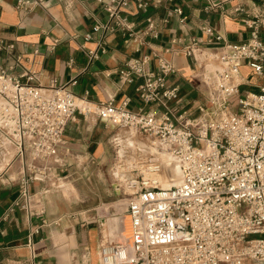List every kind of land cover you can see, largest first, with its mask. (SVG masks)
<instances>
[{
    "label": "built area",
    "instance_id": "obj_1",
    "mask_svg": "<svg viewBox=\"0 0 264 264\" xmlns=\"http://www.w3.org/2000/svg\"><path fill=\"white\" fill-rule=\"evenodd\" d=\"M160 2L135 0V7L146 11ZM33 3L43 1L18 0L17 8L26 10ZM129 4L111 0L106 6L109 23L98 24L94 31H120L139 52L143 36L155 26L149 20L146 31L135 32L122 16ZM174 13L187 20L180 8ZM249 27L252 36L243 43H222L214 29L205 27L212 37L209 46L199 38L185 43L173 39L164 49L193 59L192 76L205 92L195 111L179 109L180 88L169 82L177 69L154 48L130 58L118 71L123 85L139 82L136 92L148 109L138 112L127 108L129 98L120 105L114 99L93 103L76 97L70 88L76 81L61 84L52 79L46 87L36 86L30 83L35 73L22 82L1 67L0 160L10 157L6 166L15 159L22 163L17 196L4 218L17 210L28 217L45 214L47 189H60L69 176L66 127L78 115H95L117 129L134 131L154 151L131 166L119 163L122 178L114 191L123 196L120 202L131 220L132 238L105 237L97 264H264V82L256 85L258 91L241 90L251 84V77L264 78V41L259 37L264 20ZM13 48L0 40V52ZM88 54L90 60L97 57L93 51ZM172 170H179L180 180L164 187L160 178ZM167 179L173 180L170 174ZM35 183L43 185L38 192L31 189ZM104 206L69 218L82 227L100 223ZM53 224L43 219L40 227ZM40 227L27 237L32 259L37 257L34 237ZM81 258L82 264H93L88 248Z\"/></svg>",
    "mask_w": 264,
    "mask_h": 264
},
{
    "label": "crops",
    "instance_id": "obj_2",
    "mask_svg": "<svg viewBox=\"0 0 264 264\" xmlns=\"http://www.w3.org/2000/svg\"><path fill=\"white\" fill-rule=\"evenodd\" d=\"M42 1L43 4L33 3L20 10L18 0H0V40L14 46L0 52V68L11 69L22 82L35 73L30 83L36 86L46 87L52 79L61 84L76 81L70 87L76 97L93 103L114 99L120 105L129 98L127 108L134 112L148 107L136 92L138 81L123 85L119 80L118 71L130 58L151 53V48L162 51L177 69L169 82L180 88L179 109L195 111L204 99L192 76L194 61L183 53H165L164 49L173 39L185 43L199 38L203 45L209 46L212 37L203 31L205 27L214 29L222 43H243L252 36L251 22L264 20V0H161L146 11L138 10L135 0H129L127 10L122 13L126 23L133 24L135 32L146 31L149 20L155 26L154 32L143 36L144 45L137 52L136 43H126L127 38L120 31H94L98 24L109 23L106 6L111 0ZM176 8L182 10L187 20L182 22V16L174 13ZM259 37L264 41L262 27ZM89 51L97 57L90 60ZM243 69L244 73L249 71L247 67ZM263 82L264 78L251 77V84L244 91H258L256 85ZM115 134L117 128L95 115H78L68 124L64 137L71 150L69 176L60 189H47L42 216L28 217L17 210L4 218L17 196L22 163L15 159L6 166L10 157L0 160V264H82L84 248L90 250L93 264L98 263L102 240L96 226L82 227L69 216L90 211L92 208L85 209L90 205L113 203L117 194L102 172L111 163V141ZM42 187L41 183H35L31 189L38 192ZM43 219L50 224L61 222L40 227ZM37 227H40L34 237L37 257L32 259L27 237ZM113 236L117 237L115 233L107 235L115 239ZM69 257L72 260L68 261Z\"/></svg>",
    "mask_w": 264,
    "mask_h": 264
},
{
    "label": "rangeland",
    "instance_id": "obj_3",
    "mask_svg": "<svg viewBox=\"0 0 264 264\" xmlns=\"http://www.w3.org/2000/svg\"><path fill=\"white\" fill-rule=\"evenodd\" d=\"M245 71V69H243V72ZM253 82V79H252ZM256 82V81H255ZM247 88L244 86L241 88L242 92H244V90H246ZM201 98L205 99V92H201ZM111 163L105 167L104 171L102 172L103 177L107 180V182L109 183V186H113L114 188V184L116 182H119V179L122 178L121 177V169L118 168V165L120 162H124L127 166L128 165H133L136 163V161H140L143 160L145 158H147L149 155H151L154 151L149 148L147 142L145 141V139L143 137H139L134 131L129 130V129H118V134L114 136V138L111 141ZM118 168V169H117ZM128 167H126V171H127ZM179 173V170H178ZM165 174V176H164ZM169 174L170 172H166L163 173V182L165 183V185L168 187L169 185H173L171 184L170 181H168L167 178H169ZM174 176V174H173ZM164 177H166V179H164ZM179 178V175L174 176ZM173 179V178H172ZM117 195L115 196V198L113 199V203L112 204H95V205H90L89 207L85 208H92L90 209V213L92 214L93 211L102 206H104V209H106V211H104V219L100 221V223H94L90 226H96L97 228V234H98V238L100 240L105 239V237H107V221L110 218H114V217H123L124 216V206L122 205V203L120 202V199L123 198L122 194H118V192H115ZM120 219V218H119ZM125 222L129 220L128 219H123ZM121 221V220H120ZM115 240H120L119 238L116 237ZM61 254V253H60ZM83 254V251L81 253V256ZM70 260H72V257L68 258ZM69 263V262H68Z\"/></svg>",
    "mask_w": 264,
    "mask_h": 264
},
{
    "label": "bare ground",
    "instance_id": "obj_4",
    "mask_svg": "<svg viewBox=\"0 0 264 264\" xmlns=\"http://www.w3.org/2000/svg\"><path fill=\"white\" fill-rule=\"evenodd\" d=\"M173 174H174V176H177L178 175V171H176V170L170 171V178L171 179L173 178V180L170 181L171 184H173V183L177 184L180 179L177 178V177H174ZM164 176H165V174H164ZM160 179H161V181H163L162 177ZM164 179H166V177H164ZM163 184H164L163 185L164 187H167L164 182H163ZM119 218L120 219L121 218L122 219H128L129 222L128 221L125 222L124 220L120 221ZM106 231H107V235H113L115 233L117 235V238L124 239L126 241H131V238H132L131 220H130V218L127 215H124L123 217H118V218L114 217V219L111 218L107 222ZM114 238L116 239V237H114Z\"/></svg>",
    "mask_w": 264,
    "mask_h": 264
}]
</instances>
